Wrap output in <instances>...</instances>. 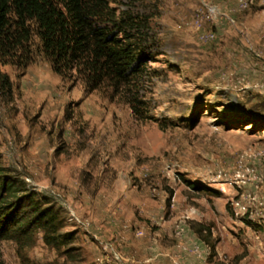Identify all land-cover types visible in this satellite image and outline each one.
<instances>
[{
  "label": "rangeland",
  "instance_id": "374dc122",
  "mask_svg": "<svg viewBox=\"0 0 264 264\" xmlns=\"http://www.w3.org/2000/svg\"><path fill=\"white\" fill-rule=\"evenodd\" d=\"M113 1L157 45L137 80L89 92L37 39L27 65L0 66V167L74 233L1 241L0 261L264 264V0Z\"/></svg>",
  "mask_w": 264,
  "mask_h": 264
},
{
  "label": "trees",
  "instance_id": "16d2710c",
  "mask_svg": "<svg viewBox=\"0 0 264 264\" xmlns=\"http://www.w3.org/2000/svg\"><path fill=\"white\" fill-rule=\"evenodd\" d=\"M113 5L117 2L0 0V66L16 61L27 65L37 39L52 71L62 78L76 73L87 91L106 83L114 88L128 85L143 75L157 45L149 20ZM0 94L11 100L12 83L1 71ZM131 108L135 111L133 102ZM25 187L0 167V242L27 249L41 233L49 247L71 245L74 233L63 232L66 222L52 201Z\"/></svg>",
  "mask_w": 264,
  "mask_h": 264
},
{
  "label": "crops",
  "instance_id": "0c3cea01",
  "mask_svg": "<svg viewBox=\"0 0 264 264\" xmlns=\"http://www.w3.org/2000/svg\"><path fill=\"white\" fill-rule=\"evenodd\" d=\"M134 258H132V263L135 264V252H134Z\"/></svg>",
  "mask_w": 264,
  "mask_h": 264
}]
</instances>
